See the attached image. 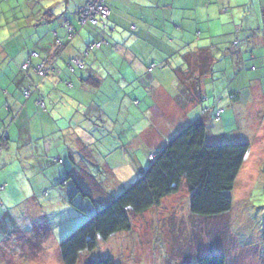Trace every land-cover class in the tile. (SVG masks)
Instances as JSON below:
<instances>
[{
  "label": "rangeland",
  "instance_id": "obj_1",
  "mask_svg": "<svg viewBox=\"0 0 264 264\" xmlns=\"http://www.w3.org/2000/svg\"><path fill=\"white\" fill-rule=\"evenodd\" d=\"M84 1L0 0V44L13 51L10 67L18 69L17 65L24 61L19 62L23 57L21 52L18 54L19 46L26 50L37 47L40 51L42 45L55 41L56 34L59 38L65 36L63 26L68 21L81 37L73 38L71 48L69 46L71 51L59 65L63 66L61 77L75 76L79 80L85 70L99 65L96 58H118V47L113 46L108 38H104L106 43L104 41L100 49L85 54V44L100 39L105 31L76 24L74 12ZM48 8L54 16L49 21H42ZM120 10L126 13L125 7ZM247 14V17L235 15L237 25H233V30L238 41L245 38V27H249L250 32H259L263 27L261 18L252 10L249 9ZM225 45L213 50V58L219 56L218 51H224ZM260 50L264 56V46ZM130 51L134 55L141 53L142 56H137L140 59L149 56L145 53L153 52L150 48ZM181 54H173L171 57L179 61L171 60L168 64L160 63V57L157 62H141L144 67H151V74H158V78L166 83V100H160L156 94L151 101L155 105L158 103V109L163 107L166 112L174 113L164 114V118L157 110L150 116L146 109L151 105L146 108L147 100L141 83L135 79L124 80L118 71L120 65H116V73H112L117 78L105 74L107 78L97 90L91 85L85 89L91 91V97L88 96L91 100L103 101L105 115L99 117L97 112L91 113L92 118L87 120L81 115L79 104H76L85 101L84 92H74L69 107H63L60 115L57 114L59 107L54 112V126L56 131L58 129L55 136H60L62 132L61 135L69 137L66 139L69 142L56 144L53 150L47 152L46 160L22 155L10 160L7 155L2 156L0 160L6 165L0 169V181L7 182V189L6 198L0 192V208L7 216L0 220V228L7 234L4 238L0 236L2 244L5 243L2 245L5 256L0 254V264H63L59 254L60 241L133 183L147 168V156L162 148L183 127L201 118L202 109L215 105V96L224 87L226 92L221 105L224 113L220 121H213L212 115L207 118L206 140H238L250 144L229 193L232 197L231 209L213 218L191 214L183 180L177 192L163 198L146 212L131 216L130 231L118 232L107 240L98 239L93 250L81 252L77 264L104 257L113 259L117 264H196L197 257L210 254H223L226 264H264V62H259L258 70L254 69L256 62L252 63L250 70L243 69L239 75L230 66L227 68L231 71L227 73L229 76L225 74L214 82L211 77H202L205 97L201 103L190 106L187 104V91L174 73L175 68L188 66ZM70 58H82L86 69H76L73 73L67 71L64 61ZM110 60L120 63L113 58ZM222 66L216 64L215 67ZM102 69L106 71L104 66ZM60 86L65 94H72L63 83ZM77 86L78 83L76 90ZM229 90L242 93V99L233 104ZM90 120L97 126H90ZM87 125L94 127L93 135L98 136H95L97 140L94 143L90 140L85 142V136L83 139L81 133L76 134L82 131L79 127ZM73 131L82 142L70 139L73 133L69 135V132ZM47 140L55 141L57 137H47ZM32 141L39 143V150L34 151V155H42L43 144L40 143L43 139L34 137ZM52 157L61 158L62 162H53ZM75 184L82 190L77 196L73 190ZM85 194H90V198ZM5 238H8L7 242Z\"/></svg>",
  "mask_w": 264,
  "mask_h": 264
},
{
  "label": "trees",
  "instance_id": "obj_2",
  "mask_svg": "<svg viewBox=\"0 0 264 264\" xmlns=\"http://www.w3.org/2000/svg\"><path fill=\"white\" fill-rule=\"evenodd\" d=\"M87 2L88 0H85L78 8L75 15L76 24L80 27H96L106 31L108 26L106 22L109 19L110 8L105 0L103 2L108 8L106 18L98 17L96 23H91L90 21L80 22L81 9L85 8ZM224 10L228 12L231 10V7H226ZM45 14L47 16L42 17V21H49L54 16L49 8ZM229 20H232V16L229 17ZM261 23L263 27L259 29V32L254 30L250 32V28L245 27L247 34H245L244 39L239 41L236 31L233 30L235 34H233L232 40L230 41L232 47H228L230 49L227 48L222 53L223 61L225 62L222 68L215 67L219 62V58H213V50L209 48L202 47L183 55V60L185 59L188 66L183 68L184 71L183 69L175 68L174 73L176 76H179V83L187 91V103L190 106L201 103L205 97L202 77H211L214 82L217 78L225 77V74L230 73L231 71L227 69L230 66L234 68V73L239 75L243 69L250 70L251 64H254V62L257 64L254 69H260L259 62H264V58H262L264 56H262V51L260 50L264 46V12H262ZM65 24L67 25L65 27V36L59 38L58 35H55L56 38L53 41V44L58 48L53 51V57L56 58L63 49L64 43L71 40L68 35L77 31L73 28L74 26L70 21ZM232 24H235V21L232 20ZM236 30L238 31L239 28ZM104 41L100 37V39L98 38L93 42H87L85 44V54L100 49ZM95 42L102 43L98 47L89 49V45ZM50 44L42 46L40 51L37 50V47L36 49L27 50V57L20 65H17L18 69L11 70V76L7 75L6 87H11L12 91L17 93L18 97L20 96L22 107L27 106L30 99L32 105L35 107V111L38 113V117L43 122L49 121L54 125V112L56 108L59 107L57 114L60 115L63 107L69 106V101L73 100L71 94L68 95L69 93L65 94L62 91L60 83H63L69 91L73 85H68L70 83L72 84V82L68 81V78L61 77L63 70L61 72V68L55 63L53 64L50 58L44 55L46 53H42L45 51L46 46H51ZM248 47H252V49L247 50ZM33 53L36 55H33ZM75 60L82 62L83 66L78 68L74 63ZM64 62L66 69L71 73L75 72L76 69L83 70L87 67L82 58L70 59ZM39 68L43 73L39 72ZM150 68H147V71H151ZM93 72H95V68H93ZM227 75L229 76V74ZM79 82V86L82 88H87L88 85H91V88H95V90L101 85V79L95 73L92 74V71L81 74L79 76ZM225 89L226 87L215 96V105L202 109L201 118L195 119L183 127L166 141L162 148L151 152V157L147 156V168L133 183L123 188L117 196L113 197L98 209L94 215L89 217L72 233L60 241L59 254L63 264H77L81 252L93 250L97 246L98 239L107 240L110 236L118 232L130 231L132 228L131 216L146 212L153 206L158 205L163 198L177 192L183 180L185 188L188 191V207L191 214L205 218H213L221 216L231 209L232 197L229 193L233 189L234 182L249 151L250 144L238 140L229 142L214 138H209L208 141L206 140L207 118L212 115L213 121H220L221 115L224 113V107H221V105L223 103V93L226 92ZM236 91H228L233 104L242 99V93ZM6 94L4 93L3 96L5 98L2 101L0 98V106H3L8 111L0 115V151H6L11 141L10 136L6 133V127L8 129L7 124L10 121L12 122L13 119L8 120L7 124H5V121L13 116L15 117L19 113L20 108L19 105H13ZM95 100H90L84 105V110H82L81 115L87 120L92 118L91 113L96 114L97 112L99 117L106 114L102 111V106L105 108L103 101H101L102 103H98ZM146 110L148 112V108ZM216 116H218V119H216ZM90 123V126L95 127L96 124L94 121L90 120ZM94 127L92 128L88 125L85 128L79 127L82 131L79 133L73 131V136L70 139L73 138L76 142H82L79 136H77L81 133L82 138L85 136V142H89V140L95 142L98 136L95 135V137L93 135ZM40 139L45 140L42 136ZM66 139L69 138L62 134L61 143L69 142ZM211 140L214 141L211 142ZM66 148L67 146L64 147V150ZM17 154L18 157L21 156L19 153ZM46 158L47 156L44 160ZM52 161L58 163L62 162V159H54L52 157ZM67 175L69 176L70 173L68 172ZM0 186H2L0 192L3 193L5 185L0 184ZM73 190L76 196L78 192L82 193L81 188L77 184H75ZM90 194L89 196L85 194V197L90 198ZM4 216H7V214L0 208V217L3 218ZM81 264L117 263L109 257H104L86 260ZM196 264H226V259L223 254L202 255L197 257Z\"/></svg>",
  "mask_w": 264,
  "mask_h": 264
},
{
  "label": "crops",
  "instance_id": "obj_3",
  "mask_svg": "<svg viewBox=\"0 0 264 264\" xmlns=\"http://www.w3.org/2000/svg\"><path fill=\"white\" fill-rule=\"evenodd\" d=\"M109 6V19L108 26L105 31L101 35V40L104 38H108L112 40V45L117 48L118 58H114L108 56L107 58L103 57L102 59L96 58V62L99 65L93 67L95 68V72H93V67H89L87 70L86 67L83 69L85 73H89L92 71V74L95 73L100 79L101 83L105 82L106 75H114L116 73V65H120L119 73H121L124 80H139L141 83L142 92L145 94L144 97L147 100L148 104L151 106L148 108V112L151 116L152 113L158 110V112L165 118L166 114L174 113L166 112L163 107L161 111L158 109V103L153 104L151 98L156 96L160 100H166L164 94H168L166 92V83H164L160 78H158V74L153 75L147 71V68L142 64L145 62L156 61L159 58L160 63L168 64L173 59L171 56L176 52L182 53L183 55L188 54L189 52L195 51L196 49L206 47L210 50H216L219 46L221 48L223 44H227L224 47V50L230 45V41L232 40L233 34V25L232 20L235 21L236 16H248L247 11L248 8L253 11L254 15L262 18V12H264V0H105ZM79 5L75 10V15L78 10ZM121 7H125L126 13L122 12ZM226 7H231V10L226 12L224 10ZM239 7V8H235ZM235 9V11H233ZM234 12V13H233ZM237 14V15H236ZM236 15V16H235ZM232 16V20H229V17ZM138 19L137 21H133V19ZM143 18V20L141 19ZM72 24V23H71ZM134 24V26H133ZM79 26V25H78ZM67 25L64 24L63 28L66 32ZM80 27V26H79ZM74 28V27H73ZM249 28V27H248ZM118 29L120 31H118ZM75 30V29H74ZM64 32V35H65ZM108 32V33H107ZM107 33V34H106ZM57 35V34H56ZM63 35V36H64ZM79 35L78 30L73 34L68 35L70 37V41H66L63 45V49L60 51L59 56L53 57L54 50L58 49L53 42L50 44L51 46H46L45 51L42 53H46L48 58L52 61V63L56 64L58 67L64 58H66V54L68 51H71L73 38ZM80 36V35H79ZM81 37V36H80ZM116 41V42H115ZM106 43V41H105ZM48 45V44H47ZM201 45V46H200ZM44 46V45H42ZM70 46V48H69ZM12 47V45H11ZM152 49V53H145V55H149L143 59H140L137 56H142L141 53L138 55H134L131 53V49ZM9 47L0 44V98L1 101L5 97L7 98L13 105H19V113L16 116L11 117L5 121V124L13 119V121L9 122L8 129L6 127V133L10 136V143L8 145V149L5 151H0V159H2L3 155H7L10 160L18 158V154L23 157H30L33 159L44 158L48 151L53 150L56 144L61 143V133L60 136H55L56 131L55 126L51 122H43L40 117H38V113L35 111V107L32 105V102L28 101L27 106L22 107L21 98L18 97L17 93H14L11 87H6V77L11 76V70H15V68L10 67V61L13 58V51H9ZM19 51L18 54H23V57H20L21 62L23 59L25 60L27 57V50L25 47L19 46L17 48ZM47 49V51H46ZM121 51V52H118ZM218 50V49H217ZM21 52V53H20ZM223 51H218L217 55L219 58L218 65H225L223 61ZM181 54V55H182ZM43 55V54H42ZM61 56V57H60ZM154 57V59H152ZM179 57V55H176ZM110 58H113L114 61H119V64L114 63ZM58 59V60H57ZM72 59V58H70ZM69 59V60H70ZM68 60H66L67 62ZM23 62V61H22ZM21 62V63H22ZM143 62V63H141ZM157 62V61H156ZM102 66L106 69L104 71ZM164 66V65H163ZM127 67V69H126ZM164 68V67H163ZM222 68V67H221ZM219 68V70H221ZM66 69V68H65ZM126 69V70H124ZM67 70V69H66ZM143 70L145 73V77H143ZM68 71V70H67ZM114 72V74L112 73ZM129 73L128 75L126 73ZM220 72V71H219ZM123 73V74H122ZM81 75V74H80ZM209 75V74H207ZM56 77V76H55ZM115 78H117L114 75ZM68 78V81L72 82V84H68L70 87V91L72 92V98L74 92L83 91L85 101H78L79 107L84 110V105L90 101V97L92 95L91 91H85V87L77 86V90L75 89L76 83L79 85L78 77H64ZM77 79V80H76ZM75 83H73V81ZM121 81V80H120ZM68 86V87H69ZM6 89V90H4ZM2 90H4L2 92ZM76 90V91H75ZM86 93V95H85ZM155 93V95H152ZM95 94V93H94ZM90 96V97H88ZM74 99V98H73ZM72 100L69 101V103ZM188 104V103H187ZM148 106V105H147ZM160 106V105H159ZM67 106L66 108H68ZM3 106H0V115L4 114L6 111ZM62 113V111H61ZM35 114V115H34ZM165 114V115H164ZM161 116V117H162ZM167 116V115H166ZM9 117V116H8ZM162 117V118H163ZM163 118V119H164ZM72 132H69L71 134ZM44 137L42 145V155L36 154L34 155V151H38L37 145L39 143H35L32 141L34 137L40 139ZM57 137L55 141H48L47 137ZM67 138H69L67 136ZM53 144V145H51ZM44 157V158H43ZM48 158V157H47ZM4 161L0 160V169L6 165H2ZM2 178L0 177V180ZM0 184L5 185V190L2 195L3 198H6V189L7 182H1ZM0 217V220H3ZM0 236L5 237L7 233H4L0 228ZM8 238H5V242H7ZM5 243L1 242L0 238V254L3 253L2 245ZM5 247V246H4ZM5 256V253H3Z\"/></svg>",
  "mask_w": 264,
  "mask_h": 264
},
{
  "label": "built area",
  "instance_id": "obj_4",
  "mask_svg": "<svg viewBox=\"0 0 264 264\" xmlns=\"http://www.w3.org/2000/svg\"><path fill=\"white\" fill-rule=\"evenodd\" d=\"M108 15V8L104 4L103 0H88L85 8L81 9V19L80 22L83 23L85 21H90L91 23H96L97 18H106ZM102 42H95L89 45V49H92L93 47H98L101 45ZM33 55H36L33 53ZM75 65L78 68H81L83 66L82 62L79 60L74 61ZM39 72L43 73V71L39 68ZM216 119H218V116H216ZM151 157V156H150ZM2 186H0V189Z\"/></svg>",
  "mask_w": 264,
  "mask_h": 264
},
{
  "label": "water",
  "instance_id": "obj_5",
  "mask_svg": "<svg viewBox=\"0 0 264 264\" xmlns=\"http://www.w3.org/2000/svg\"><path fill=\"white\" fill-rule=\"evenodd\" d=\"M6 137V136H5Z\"/></svg>",
  "mask_w": 264,
  "mask_h": 264
}]
</instances>
